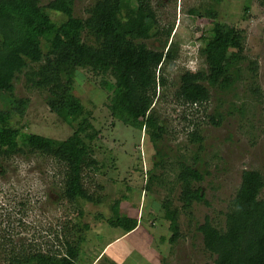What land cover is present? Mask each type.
I'll return each mask as SVG.
<instances>
[{"label":"trees","instance_id":"trees-1","mask_svg":"<svg viewBox=\"0 0 264 264\" xmlns=\"http://www.w3.org/2000/svg\"><path fill=\"white\" fill-rule=\"evenodd\" d=\"M255 1L264 5V0H245L244 15ZM75 2L50 0L42 6L39 0H0V176L8 172L6 165L11 160L31 154L50 156L65 167L58 194V200L66 203L61 231L80 241L73 236L81 227L80 202H98L84 184L88 172L98 170L93 142L102 134L93 125L92 110L74 93V75L86 70L91 76L111 78L106 104L110 117L137 129L142 141L153 145L147 175L141 170L140 159L133 165L135 171L140 168L143 173L141 189L154 193L166 183L172 185L170 193L175 186L178 189L177 198L169 194L149 212V216L157 217L158 210L163 209L160 221L171 233L169 242L174 245L181 237L180 211L190 212L194 204L210 205L202 183L211 176L208 168H196L197 163L204 162L200 157L204 139L199 126L187 137V146L196 143L199 147L191 163L184 157L165 158L160 149L170 132L157 111V90L166 88V69L179 55L178 44L169 41L174 26L161 24L151 0H95L85 9L84 17L75 15ZM217 7L209 5L203 13L196 9L190 12L211 28L201 36L209 44L202 50L206 70L185 72L173 93L175 101L186 109L182 113L187 111L185 121L191 108L212 98L209 87L224 96H236L239 85L248 82L246 88L255 103L263 98L257 83L258 62L247 60L243 67L245 30L233 21L220 20ZM52 16H57V21ZM21 77L27 88L46 94V109L69 130L66 138L52 139L25 130L27 125L21 122L28 115L31 101L15 94L14 81ZM208 123L218 126L220 119L211 117ZM170 175L173 180L167 182ZM175 200L181 207L175 206ZM119 203V199L114 201L113 215L107 222L125 236L135 231L142 219L121 214ZM220 213L222 222L214 223L207 216L198 227L204 249L213 257L212 264H264V171H243L234 197ZM82 227L89 229L90 225L84 223ZM17 235L11 231L5 236V245L0 242L4 245L0 250L4 252L3 264H78L80 260L79 242L67 240L60 252L53 250L54 246L43 249L15 240Z\"/></svg>","mask_w":264,"mask_h":264},{"label":"rangeland","instance_id":"rangeland-1","mask_svg":"<svg viewBox=\"0 0 264 264\" xmlns=\"http://www.w3.org/2000/svg\"><path fill=\"white\" fill-rule=\"evenodd\" d=\"M49 1L39 0L42 6H47ZM94 1L76 0L75 15L84 17L85 9ZM244 1L151 0L161 24L174 26L169 41L178 44L179 48L178 57L166 69V88L157 90V111L162 117L160 120L169 125L167 131L170 132L161 145V152L170 160L185 159L191 163L190 159L199 147L196 143L187 146V137L197 125L204 139L200 154L204 162L197 163L196 168H208L211 174L202 183L210 205L194 204L190 212L180 211L181 237L176 244L169 242L171 233L161 224L163 209L158 210L157 217L149 216V212L165 196L170 194L171 198H177L178 189L175 186L170 193V183L154 193L141 189L143 173L140 168L135 171L134 167L140 159L141 170L147 175L153 145L148 140L143 142L137 129L113 121L106 106L111 78L91 76L86 70L74 75V93L84 106L92 110L93 125L102 135L100 140L93 142L98 170L89 171L84 184L98 202H80L79 208L83 211L81 227L73 232L80 241L71 239L60 226L66 203L58 200V194L67 169L50 156L31 154L11 160L6 165L8 172L0 176V237L3 236L0 242L5 245V236L11 231L14 235L18 233L15 240H25L43 249L54 246L53 250L60 252H63L67 240L74 244L79 242L78 264H107L111 261L115 264H212L213 257L205 251L198 227L207 216L214 223L223 221L220 212L226 210L227 201L234 197L243 171H264V5L260 6L255 1L244 15ZM209 5L218 6L216 10L220 20L233 21L245 30L247 41L243 67L247 60L258 62L257 83L263 91V98L255 103L248 94V82L239 85L236 96L233 93L224 96L209 87L212 98L191 108L185 121L187 111L182 113L184 107L175 101L173 93L179 77L185 72L207 68L202 50L209 44L201 36L206 35L205 31L211 25L192 17L190 12L196 9L203 13ZM52 18L58 19L57 16ZM23 82L21 77L14 81V86L17 97L31 101L28 115L21 122L27 125L25 130L52 139L66 138L69 130L46 109V94L27 88ZM211 117L220 119V125L206 124ZM172 180L170 175L167 182ZM118 199L121 214L142 219L141 225L125 236L107 222L113 215L111 206ZM175 206L181 207V204L175 200ZM84 223H88L90 228L84 229ZM4 245L0 243L1 251ZM15 245L18 246V241ZM3 254L0 253V264L4 261Z\"/></svg>","mask_w":264,"mask_h":264}]
</instances>
